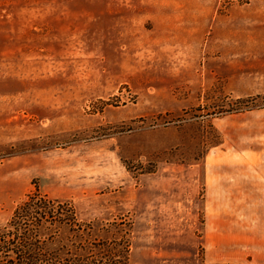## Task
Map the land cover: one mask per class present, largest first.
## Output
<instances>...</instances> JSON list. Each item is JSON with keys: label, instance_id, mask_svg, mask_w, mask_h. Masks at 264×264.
Returning <instances> with one entry per match:
<instances>
[{"label": "rangeland", "instance_id": "rangeland-1", "mask_svg": "<svg viewBox=\"0 0 264 264\" xmlns=\"http://www.w3.org/2000/svg\"><path fill=\"white\" fill-rule=\"evenodd\" d=\"M7 1L0 225L43 194L129 264H264V0Z\"/></svg>", "mask_w": 264, "mask_h": 264}, {"label": "trees", "instance_id": "trees-1", "mask_svg": "<svg viewBox=\"0 0 264 264\" xmlns=\"http://www.w3.org/2000/svg\"><path fill=\"white\" fill-rule=\"evenodd\" d=\"M95 232L93 222H80L71 202L33 193L0 225V264H129L124 235L100 238Z\"/></svg>", "mask_w": 264, "mask_h": 264}]
</instances>
